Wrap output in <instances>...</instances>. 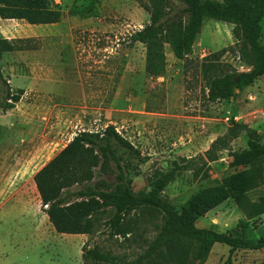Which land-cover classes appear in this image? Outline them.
I'll list each match as a JSON object with an SVG mask.
<instances>
[{
  "label": "rangeland",
  "instance_id": "obj_1",
  "mask_svg": "<svg viewBox=\"0 0 264 264\" xmlns=\"http://www.w3.org/2000/svg\"><path fill=\"white\" fill-rule=\"evenodd\" d=\"M49 2L63 13L57 23L0 18V36L32 38L34 48L6 53L1 62L11 87L25 94L15 108L0 109V264H83L84 245L118 257L116 264H133L149 247L162 222L155 209H137L140 230L127 238L112 235L113 208L92 236L57 232L42 210L35 173L79 131L109 124L148 156L134 177L135 191L149 189L154 171L177 163L176 178L162 193L166 201L180 211L199 191L217 188L220 200L196 225L252 240L264 236V213L251 214L264 196V158L236 167L228 150L246 148L253 133L264 143V76L229 99L206 104L201 74H185V61L169 46L166 71L148 76L144 45L129 40L150 22L136 0ZM234 43L232 24L205 19L190 57L201 62ZM221 61L239 71L252 68L233 50ZM235 123L243 126L225 138L226 148H213ZM98 163L96 158L92 165ZM241 174L250 186L237 190L234 180ZM204 264H264V248L232 250L217 243Z\"/></svg>",
  "mask_w": 264,
  "mask_h": 264
},
{
  "label": "trees",
  "instance_id": "obj_2",
  "mask_svg": "<svg viewBox=\"0 0 264 264\" xmlns=\"http://www.w3.org/2000/svg\"><path fill=\"white\" fill-rule=\"evenodd\" d=\"M136 1L149 13L150 22L132 33L129 40L131 45L137 42L144 45L145 71L149 77L157 78L166 71V46L176 58L185 61V74L191 71L201 74L206 104L229 99L236 89L264 76V0ZM62 14L49 0H0L1 19L46 25L59 22ZM209 18L232 24L235 43L199 62L190 55L204 20ZM32 41V38L0 36V109L3 112L15 108L25 90L11 87L1 62L6 53L34 49L30 45ZM229 50L236 52L242 62L251 63L252 68L249 71L228 68L221 57ZM242 126L235 123L227 135L214 141L213 148H226L225 138L235 137ZM228 150L231 165L236 167H245L264 158V143L255 133L248 138L246 148ZM96 158L99 163L94 167L92 162ZM147 160L148 156L113 124L102 130L79 131L34 175L42 210L57 232L92 236L103 226L101 216L113 208L115 214L109 221L112 235L124 238L140 230L138 208L157 210L162 217L157 235L133 264H183L184 260L187 264H204L217 243L226 244L232 250L264 248V236L252 240L196 225L195 221L220 200L217 188L199 191L180 211L166 201L162 193L175 180L177 163L169 171H154L149 177V189L135 191L134 177L141 173V165ZM207 176L206 170L204 177ZM234 182L237 190L250 186L244 174ZM252 210V216L264 213V196ZM82 250L83 264H116L119 260L86 245Z\"/></svg>",
  "mask_w": 264,
  "mask_h": 264
},
{
  "label": "crops",
  "instance_id": "obj_3",
  "mask_svg": "<svg viewBox=\"0 0 264 264\" xmlns=\"http://www.w3.org/2000/svg\"><path fill=\"white\" fill-rule=\"evenodd\" d=\"M13 20H15V19H13ZM18 52H19V51H18ZM46 215H47V214H46ZM50 224H51V226H53L51 222H50ZM71 235H74V234H71ZM75 235H77V236H86L85 234H75Z\"/></svg>",
  "mask_w": 264,
  "mask_h": 264
}]
</instances>
